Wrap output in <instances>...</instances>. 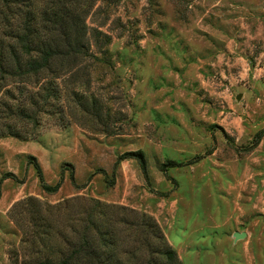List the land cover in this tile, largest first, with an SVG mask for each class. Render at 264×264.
Wrapping results in <instances>:
<instances>
[{
	"label": "rangeland",
	"instance_id": "rangeland-1",
	"mask_svg": "<svg viewBox=\"0 0 264 264\" xmlns=\"http://www.w3.org/2000/svg\"><path fill=\"white\" fill-rule=\"evenodd\" d=\"M84 26L56 108L0 135V264L51 255L92 207L126 264L164 261L143 215L177 264H264V0H96ZM136 150L144 171L115 164Z\"/></svg>",
	"mask_w": 264,
	"mask_h": 264
},
{
	"label": "trees",
	"instance_id": "trees-1",
	"mask_svg": "<svg viewBox=\"0 0 264 264\" xmlns=\"http://www.w3.org/2000/svg\"><path fill=\"white\" fill-rule=\"evenodd\" d=\"M95 1L0 0V135L20 136L27 126L39 123L41 113L56 108L61 97L58 79L78 59L88 56L84 18ZM128 157L137 159L145 170L141 150L119 154L115 164ZM29 162L41 187L50 193L57 191L60 180L47 184L36 158L30 155ZM174 164L169 160L163 169ZM70 179L73 180L71 170ZM82 222L73 238L65 236L62 243L61 239L51 243L47 240L51 255L33 259L32 255L23 256L21 264H126L121 250L116 251L121 245L119 233L109 228L108 216L92 207L84 213ZM137 227L145 229L144 239L148 232L159 238L163 248L156 252L164 259L161 264H177L174 250L154 218L143 215ZM32 244L34 248L35 241Z\"/></svg>",
	"mask_w": 264,
	"mask_h": 264
},
{
	"label": "water",
	"instance_id": "water-1",
	"mask_svg": "<svg viewBox=\"0 0 264 264\" xmlns=\"http://www.w3.org/2000/svg\"><path fill=\"white\" fill-rule=\"evenodd\" d=\"M243 235H244L243 232H241V233L235 232V233H234V237H235V238H240V237H242Z\"/></svg>",
	"mask_w": 264,
	"mask_h": 264
}]
</instances>
